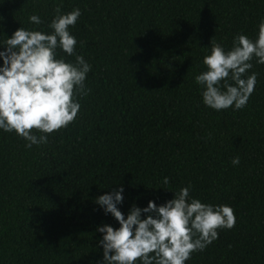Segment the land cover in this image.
I'll return each instance as SVG.
<instances>
[{
  "label": "trees",
  "instance_id": "1",
  "mask_svg": "<svg viewBox=\"0 0 264 264\" xmlns=\"http://www.w3.org/2000/svg\"><path fill=\"white\" fill-rule=\"evenodd\" d=\"M57 5L82 12L69 31L90 92L47 144L0 129V264H103L97 227L119 223L95 200L121 185L125 217L187 186L234 209L235 226L185 264H264V64L251 61L257 83L240 110L206 106L195 81L211 40L227 51L238 34L257 38L264 0H0V51L20 27L50 34Z\"/></svg>",
  "mask_w": 264,
  "mask_h": 264
},
{
  "label": "clouds",
  "instance_id": "2",
  "mask_svg": "<svg viewBox=\"0 0 264 264\" xmlns=\"http://www.w3.org/2000/svg\"><path fill=\"white\" fill-rule=\"evenodd\" d=\"M55 11L57 15L48 25L53 29L50 34L20 27L0 51V129L15 132L28 141L25 147L29 149L47 144L48 134L73 123L81 107L76 96L90 92L84 81L91 65L83 55L76 54L77 40L69 31L82 12L77 7L62 13L60 5ZM29 22L43 23L36 14L29 17ZM210 43V54L203 58L207 70L195 77L203 87V103L217 111L233 106L240 110L257 83L255 72L245 78L253 67L251 61L256 58L257 63L264 64V19L255 40L238 34L227 51L218 42ZM58 48L68 56L75 55V63L57 58ZM34 130L43 135H34ZM231 162L238 165L239 157ZM162 183L167 185L169 178L164 177ZM123 191L121 185L95 200L119 223L118 228L109 224L97 227L103 233L99 240L103 264H185L194 252L205 250L218 239V229H231L236 223L231 206L190 198V186L159 206L153 200L143 208L133 205L125 217L118 208L123 203ZM142 213L146 217L142 218Z\"/></svg>",
  "mask_w": 264,
  "mask_h": 264
}]
</instances>
